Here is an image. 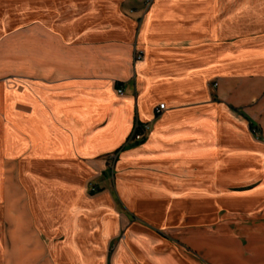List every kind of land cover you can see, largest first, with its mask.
I'll use <instances>...</instances> for the list:
<instances>
[{"label":"crops","instance_id":"0c3cea01","mask_svg":"<svg viewBox=\"0 0 264 264\" xmlns=\"http://www.w3.org/2000/svg\"><path fill=\"white\" fill-rule=\"evenodd\" d=\"M22 3L0 0V264H264V0Z\"/></svg>","mask_w":264,"mask_h":264},{"label":"rangeland","instance_id":"374dc122","mask_svg":"<svg viewBox=\"0 0 264 264\" xmlns=\"http://www.w3.org/2000/svg\"><path fill=\"white\" fill-rule=\"evenodd\" d=\"M22 1L23 0H15V2L16 3H18L17 5H22L23 3H22ZM32 4H34V2L32 3ZM16 5V6H17ZM217 85V83H214L213 84V86L215 87ZM139 121V119H136L135 120V122L136 121ZM135 122H134V126H133V131H134V129H135ZM141 122V121H140ZM141 123H144V122H141ZM133 131H132V134H133ZM150 131V130H149ZM148 131V132H149ZM132 134H131V136H132ZM130 141V137H129V139H128V141L127 142H129ZM116 157H117V153H114V154H110V155H108V157H107V160H108V166H109V168H110V172H109V174H108V178H110V180L112 181V182H115V178H116V173H113V171H116L115 170V165H116ZM52 238H50V237H45V239H44V241L47 243V245H49L50 244V242H52ZM9 254V253H8ZM4 257V256H3ZM21 257H23V259L24 258H26V260L25 261H27L25 264H42L44 261L46 262V261H48L49 259H52L51 258V254L50 253H45V254H38V253H33V252H29V253H27V254H24V255H19V262H21Z\"/></svg>","mask_w":264,"mask_h":264},{"label":"built area","instance_id":"2783aa9c","mask_svg":"<svg viewBox=\"0 0 264 264\" xmlns=\"http://www.w3.org/2000/svg\"><path fill=\"white\" fill-rule=\"evenodd\" d=\"M146 2H150L151 0H145ZM144 58L143 52H138L135 54L136 60H141ZM119 92H122V89H119ZM165 109V103H161L156 109L155 114L158 116L160 115L163 110ZM151 129V124L148 122L141 123L140 121L135 122V129L133 131L132 136H130L129 143H138L140 141H143L145 137L147 136L148 131ZM92 190H97L96 186L92 187Z\"/></svg>","mask_w":264,"mask_h":264},{"label":"trees","instance_id":"16d2710c","mask_svg":"<svg viewBox=\"0 0 264 264\" xmlns=\"http://www.w3.org/2000/svg\"><path fill=\"white\" fill-rule=\"evenodd\" d=\"M117 153H118V151H117Z\"/></svg>","mask_w":264,"mask_h":264}]
</instances>
